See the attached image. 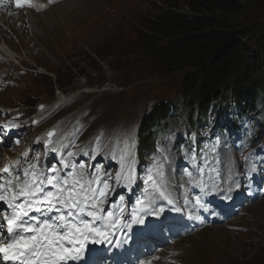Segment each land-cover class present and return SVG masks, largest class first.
Returning a JSON list of instances; mask_svg holds the SVG:
<instances>
[{"label":"rangeland","instance_id":"1","mask_svg":"<svg viewBox=\"0 0 264 264\" xmlns=\"http://www.w3.org/2000/svg\"><path fill=\"white\" fill-rule=\"evenodd\" d=\"M70 3L72 0H63L61 7L55 6L44 15L20 14L17 19L21 23L23 21L24 25L28 23L29 27L23 28L25 31L21 29V32L11 30L12 37L9 32L0 28L4 33L2 43L5 41L11 48L12 52H8L12 60L16 57L17 62L27 63L31 70L39 71L38 67H49L52 73L47 74L49 77L47 80L22 77L18 84H14L15 92L0 96V120H3L0 125L13 123L12 117L18 115H21L22 120L17 125L23 123V127L5 129L6 135H3L5 146L0 147V166L6 160L5 154H11L13 162L25 152L33 157L35 149L41 150L37 146V141L43 131L38 129H44L53 123H59L62 128L61 138L65 141L62 149L64 154H67L69 145L73 141L85 148L86 153L93 149L85 145L81 137L85 132L121 130L120 127H130L120 143L122 146L127 139L130 142L134 127L139 119L149 112V105L161 100L176 103L184 97L180 89L181 74H171L153 57H147L142 53L137 45L146 23L156 11L165 6V0H107L106 8L113 13L110 28L104 27L105 13L101 12L102 15L95 17L98 27L95 26L88 36L83 31L79 33L81 44L86 46L75 44L62 47V32L54 20L59 17L56 12L66 8V5L70 7ZM93 7L92 4L87 5L90 11ZM13 17L16 18V15ZM240 27L250 32V40H247V56L249 61L258 64L256 60L261 61L264 58V51L260 47L264 40V4H252ZM26 43H31L32 46L21 48L22 44L26 46ZM35 48L37 51H32ZM29 52L31 54L27 56ZM14 66L17 67L13 63L0 61L2 88H6L3 83L8 77L10 68ZM261 67L263 74L258 72L254 74L260 79L259 100L254 104L245 107V100L240 104L234 102L226 106L219 117L215 112L199 119L187 120L183 117L177 120L189 134L205 135L193 141V146L198 152L195 158L200 159L199 173L207 170L205 162L207 156H214L215 150L223 147L237 152L239 161H245L250 156V160L264 163V150L260 149L264 146V60ZM55 91L67 92L71 95L79 94V96L67 104L65 109H47L45 115L48 117L42 125L33 129L28 124L30 116L28 118L25 116L28 113L32 114L37 104H51ZM81 94L83 98L89 99H85L88 102L86 106H84L85 100L81 102ZM90 100L94 102L91 104ZM180 104L181 102H178L175 106L178 107ZM92 105L93 109L90 111L92 118L90 120L88 116L86 119L82 111L92 108ZM78 111L81 112L76 117L70 116L71 113ZM68 114L70 115L66 116ZM177 116L175 112L169 121H174ZM79 125L86 126L85 130H80ZM204 125L205 127H202ZM25 126L29 129L27 130ZM177 128L179 127L176 125L173 129ZM17 139L20 141L19 144L15 143ZM101 148L103 147L95 149ZM256 207L260 205L257 204ZM248 214L249 217L231 216L226 225L228 228L213 227L218 229V235L212 237L215 239H211L209 233L177 243L175 253L183 264H211L207 252L217 262L226 259L228 264H264V249L259 251L254 243L256 211L249 210ZM234 227H239L241 230L235 232ZM243 227H247L249 232L245 233ZM172 229L177 231L174 226ZM202 246L208 247L203 253ZM231 256L240 258L234 261Z\"/></svg>","mask_w":264,"mask_h":264},{"label":"snow or ice","instance_id":"2","mask_svg":"<svg viewBox=\"0 0 264 264\" xmlns=\"http://www.w3.org/2000/svg\"><path fill=\"white\" fill-rule=\"evenodd\" d=\"M16 6H23L21 0H16ZM9 127L18 126L0 125V147L5 146L3 135ZM53 135V132L48 133L49 137ZM15 143L20 141L17 139ZM51 144L49 139L45 147ZM51 151L57 149L52 147ZM22 155L27 157L28 153ZM25 163L27 166L20 165L17 160L0 169V202L6 205V208H0V264H68L69 261L89 264L95 250L88 249V244H99L108 239V233L95 224L106 219L103 205L107 202L110 186L104 183L103 189H93V181L82 183V176L79 179L73 176L71 181L62 179L58 174L46 176L36 164L27 160ZM121 164L123 171L117 175V180L123 175L129 183L133 182L135 157L130 149ZM51 171L59 172L55 167ZM149 180L160 197H164L165 193L156 181L151 176ZM45 186L54 191H45ZM207 194L202 187L196 203L201 204ZM32 212L39 213L43 219L30 215ZM53 212L58 214L53 216ZM111 215L108 214L109 217ZM133 220L143 223L138 216H134ZM108 226H112L111 220Z\"/></svg>","mask_w":264,"mask_h":264},{"label":"trees","instance_id":"3","mask_svg":"<svg viewBox=\"0 0 264 264\" xmlns=\"http://www.w3.org/2000/svg\"><path fill=\"white\" fill-rule=\"evenodd\" d=\"M252 4L264 0H165L146 23L137 45L171 74H182L186 110L203 112L222 94L243 99L258 90L251 77L264 58L249 61L250 32L240 27ZM260 47L264 51V40ZM236 71L240 74L229 81ZM166 112L165 104L156 106L151 120Z\"/></svg>","mask_w":264,"mask_h":264},{"label":"bare ground","instance_id":"4","mask_svg":"<svg viewBox=\"0 0 264 264\" xmlns=\"http://www.w3.org/2000/svg\"><path fill=\"white\" fill-rule=\"evenodd\" d=\"M106 1L107 0H72V3H70L71 4L70 7L66 5V8L56 12V14L59 15V17H57L54 20V23L58 26V28L62 32V37H61L62 38V47L66 46V45H75V44L86 46V44H81L82 42L80 40L81 37H80L79 33L83 31L88 36L90 31L93 30L95 26L98 27V24L96 22L95 17L102 15L101 12L105 13L106 19H105L104 27L110 28L111 16L113 15V13H111L106 8ZM62 4H63V0L59 1L55 6L61 7ZM89 4H92L94 6L91 9V11L87 9V5H89ZM55 6H53V7H55ZM133 11L136 12L135 9H133ZM2 19L4 20L3 17H2ZM67 27H69L68 33H66ZM0 35H1L0 58H2L4 61H7L8 63H11L13 60L9 56L8 51H10V52H12V51L10 50L11 48L9 47V45L5 41H3V43H2V40H4V37H3L4 33H3L2 29L0 30ZM32 51H37V49L35 48ZM30 54H31V52L27 53L26 55L29 56ZM13 59L17 60L16 57H13ZM14 64L17 65V67L14 66V67L10 68V71L8 73V77L5 79V81L3 83V84H7L8 82H11L12 84L8 85L6 88H2L0 85V96L4 95L6 93L15 92L16 88H15L13 83L22 77H33V75H35L37 79H46L47 80L49 78V77H47V74H52L49 67H46V68L38 67L40 69L38 71L37 69L31 70L27 63L21 64V62L19 61V62L14 63ZM17 70L19 72H21V76H19V73ZM66 93H63L61 91H55L54 94H66ZM61 101H63L62 98H60L58 100V102H61ZM58 105H60V104H56V106H58ZM55 129H60V128H59V126H54V127H52L51 130L44 131V133L47 134L48 132L53 131ZM45 145L46 144H44L43 149H44V151H47V150H50L55 145H57V148H58L61 145V143H59L57 141H52V144L48 145V147H45ZM129 149L131 150V152L134 154V157H135L134 146L132 145ZM77 151H80V150H77ZM127 156H126V158H127ZM247 163L252 166V169H250V170L248 168H246V171L250 175L252 182H254V183L257 182L259 175H262L264 177V163L263 162L259 165H255V164H253L252 160H247ZM6 164H11V163L9 161H7ZM4 166H1L0 169L3 168ZM62 177H65V175L63 174ZM194 181H195V183L196 182L198 183L197 180H194ZM149 185L150 184H144L141 187V190L139 192H137L136 195H134V196L139 198V197L144 195L143 197H145L148 194V192H147V194H145V191L149 190V187H148ZM45 191H54V189H52L50 186H45ZM132 198H131V202L129 203V205L132 203ZM220 198L221 197H219V199ZM257 199H258L257 204L260 205V207H256L254 205H251V211L252 210L256 211L257 222H256V228L253 231V236H254V243H256V246L258 247L257 249L260 251V250L264 249V202H263L264 198L258 196ZM152 201H153V198L151 196H148L146 199L147 204L150 205V203H152ZM211 203H212V208H214V209L215 208H217V209L221 208V210H223L225 208V206H224L225 202H218V199L215 202H211ZM116 204L120 206V210H121L122 205L124 204V201H122V200L117 201ZM34 213L35 212L30 213V215H32ZM243 230L245 233L249 232L247 230V227H243ZM217 231H218V229H215V228L212 230H209V233L211 235V239H215L212 237H215L218 235ZM151 235L155 236V233H152ZM156 244L158 247H160V243H156ZM207 249H208L207 246H202L201 252L203 253ZM123 251H124V249H123ZM239 253H242V252H239ZM207 255L211 258V261H212L211 264H228L226 259H221L217 262L215 260V258L213 256H211L208 252H207ZM231 257L234 261L240 258V257L237 258L236 256H234V257L231 256ZM147 259L155 260L154 264H179V261L177 258H169V259H165V260L157 259L156 260L155 256L150 255L147 257ZM124 262L127 264L130 263L129 261H124ZM138 263L144 264L145 260H139Z\"/></svg>","mask_w":264,"mask_h":264}]
</instances>
